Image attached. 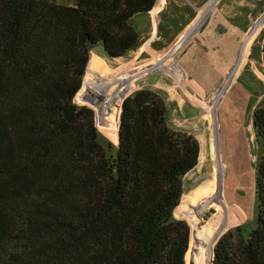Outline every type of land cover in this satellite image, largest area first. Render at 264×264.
<instances>
[{"label": "trees", "instance_id": "1", "mask_svg": "<svg viewBox=\"0 0 264 264\" xmlns=\"http://www.w3.org/2000/svg\"><path fill=\"white\" fill-rule=\"evenodd\" d=\"M156 1L0 0V264H188L191 227L174 213L198 139L169 125L164 97L136 89L113 157L75 100L92 47L140 48L134 18ZM253 123L255 225L223 234L214 264H264V99Z\"/></svg>", "mask_w": 264, "mask_h": 264}, {"label": "rangeland", "instance_id": "2", "mask_svg": "<svg viewBox=\"0 0 264 264\" xmlns=\"http://www.w3.org/2000/svg\"><path fill=\"white\" fill-rule=\"evenodd\" d=\"M160 7L155 34L149 23L152 12L134 18L143 44L150 40L148 46L142 51V44L124 57L104 53V61L93 55L75 100L94 109L97 141L116 157L124 99L141 88L164 97L169 125L190 132L200 142L198 163L183 178L185 194L174 213L191 227L186 261L212 264L219 238L240 224L255 225L258 214L259 148L253 110L264 99V0H164ZM227 37L232 45L224 46L225 62L218 50ZM99 47L104 51L103 43L92 50L99 51ZM85 97H95L97 106L86 104ZM226 201L238 214H224ZM195 230L205 241L197 251Z\"/></svg>", "mask_w": 264, "mask_h": 264}, {"label": "crops", "instance_id": "3", "mask_svg": "<svg viewBox=\"0 0 264 264\" xmlns=\"http://www.w3.org/2000/svg\"><path fill=\"white\" fill-rule=\"evenodd\" d=\"M161 2H160V4H159V6L156 4L154 7H153V9L150 11V12H152V14L154 15V17H153V20L152 21H150L149 23H150V25L152 26V28H153V30H154V34L157 32V14L159 13V11H160V9H161V7H160V5L162 4V3H164V0H160ZM148 14V13H147ZM139 15V14H138ZM244 40H246V39H244ZM150 42V40H147L146 41V43H144L143 44V46L141 47V50L143 51L147 46H148V43ZM228 45H232V43H231V40H230V38H223V41H222V43H221V47H220V50H218L219 51V56H221L222 58L221 59H224L225 60V62H228L227 61V57H228V53L225 51L224 52V46H228ZM97 47H98V44H97ZM231 48H233L232 46H231ZM234 48H236L235 47V45H234ZM104 51H105V49H104ZM103 51V49H102V47H99V51L98 50H92L91 51V58H90V63L92 62V57H93V55H98V56H100L101 58H102V60L104 61V59H103V57H102V55H104V52ZM239 53V52H238ZM106 54V53H105ZM240 54V53H239ZM238 54V55H239ZM134 86V83H133V85H132V87ZM131 88V87H130ZM129 88V89H130ZM207 142H208V139H207ZM209 143V142H208ZM208 143H207V149H208V152H209V145H208ZM211 156V155H210ZM211 163V162H210ZM202 181H200L194 188H192L190 191H188L189 193L190 192H192L193 190H195V188L198 186V185H200V183H201ZM185 194V193H184ZM234 209H235V206H233L232 204H230V203H228L227 201H226V206H225V204H224V214H228V212H230V214H231V216L233 215L232 213H234V214H238L237 212L235 213V211H234ZM239 210V209H238ZM230 214H229V216H230ZM224 219H225V217H224ZM225 221V220H224ZM224 221H223V223H224ZM222 221H221V224H219V225H221L222 226ZM220 226V227H221ZM223 231V230H222Z\"/></svg>", "mask_w": 264, "mask_h": 264}, {"label": "water", "instance_id": "4", "mask_svg": "<svg viewBox=\"0 0 264 264\" xmlns=\"http://www.w3.org/2000/svg\"><path fill=\"white\" fill-rule=\"evenodd\" d=\"M83 84H84V81H83ZM91 91H93L95 94L99 95V98H102V100H106L107 99V96L106 95H103L102 93H99L97 90L91 89ZM84 99H85V103L86 104L87 103H91V105H94V106H97V104H98L95 97L94 98H91V99H89L88 97H85ZM98 109L101 111V108L100 107H98ZM120 109H122V107ZM96 120H97V116H96ZM180 216H182V215H180ZM196 229H199L200 230L201 228L200 227H197ZM198 235H201V234H199L198 230H195V232H194V241L195 242L194 243L196 244V246H198L195 251L199 250V247L202 244H205V241H203V237L200 236V239H201V241H200V239L198 238ZM189 264H198V263L193 259V260L190 261ZM212 264H214V252H213V256H212Z\"/></svg>", "mask_w": 264, "mask_h": 264}, {"label": "bare ground", "instance_id": "5", "mask_svg": "<svg viewBox=\"0 0 264 264\" xmlns=\"http://www.w3.org/2000/svg\"><path fill=\"white\" fill-rule=\"evenodd\" d=\"M161 2V1H160ZM154 10V9H153ZM193 22V21H192ZM191 22V23H192ZM88 71V70H87ZM85 75H87V73L85 74ZM88 80H90V79H88ZM119 104H120V102H118ZM214 148H215V153L217 154H219V148H218V146L216 145V144H214ZM203 182H205V181H203ZM204 186V185H203ZM203 191V190H202ZM205 191V190H204ZM205 194H207L206 192H205ZM217 205V204H216ZM218 206V205H217Z\"/></svg>", "mask_w": 264, "mask_h": 264}]
</instances>
